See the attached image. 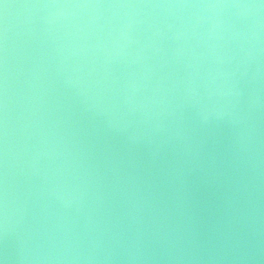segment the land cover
I'll list each match as a JSON object with an SVG mask.
<instances>
[{
    "label": "water",
    "instance_id": "obj_1",
    "mask_svg": "<svg viewBox=\"0 0 264 264\" xmlns=\"http://www.w3.org/2000/svg\"><path fill=\"white\" fill-rule=\"evenodd\" d=\"M3 264H264V0H0Z\"/></svg>",
    "mask_w": 264,
    "mask_h": 264
},
{
    "label": "clouds",
    "instance_id": "obj_2",
    "mask_svg": "<svg viewBox=\"0 0 264 264\" xmlns=\"http://www.w3.org/2000/svg\"><path fill=\"white\" fill-rule=\"evenodd\" d=\"M0 264H3V261H0Z\"/></svg>",
    "mask_w": 264,
    "mask_h": 264
}]
</instances>
